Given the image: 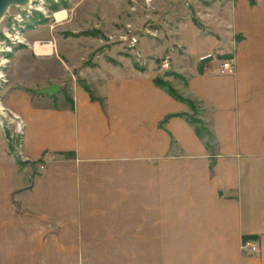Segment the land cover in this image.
Segmentation results:
<instances>
[{
	"label": "crops",
	"instance_id": "1",
	"mask_svg": "<svg viewBox=\"0 0 264 264\" xmlns=\"http://www.w3.org/2000/svg\"><path fill=\"white\" fill-rule=\"evenodd\" d=\"M235 3L216 7L218 32L191 21L172 31L182 54H171L167 66L183 80L175 84L181 96L197 103L205 136L178 116L158 129L164 115L186 107L157 87L151 71L132 67L135 76L128 78L117 62L110 68L115 78L106 84L116 85L117 101L131 98L122 108L98 90L95 97L105 100L101 112L86 90L74 89L71 109H63L53 105L51 94L33 92L45 84L31 80L23 83L29 93L4 95L5 104L24 117L23 150L42 156L44 164L31 173L28 189L13 193L24 187L23 171L8 150L0 162V264H69L63 257L74 256L75 247L61 241L91 233L136 240L133 255L147 256L148 264L160 256H179L178 264H264V40L249 43L241 19L254 11L253 24L260 26L264 2ZM232 25L242 39L228 50L231 73H220L225 58L217 61L216 52ZM192 36H201L196 48L186 41ZM38 44L35 52L52 53L48 43ZM135 84L144 90L142 100ZM1 139L6 142L0 131ZM130 185L127 201L122 196ZM12 201L25 203L24 211ZM127 202L131 217L121 210ZM92 206L100 214L86 218ZM247 239L256 252L240 248Z\"/></svg>",
	"mask_w": 264,
	"mask_h": 264
},
{
	"label": "rangeland",
	"instance_id": "2",
	"mask_svg": "<svg viewBox=\"0 0 264 264\" xmlns=\"http://www.w3.org/2000/svg\"><path fill=\"white\" fill-rule=\"evenodd\" d=\"M236 1L231 0V4L235 6ZM242 1H246L249 6L255 3V0ZM228 2L229 0H30L25 6H8L0 18V60H6L0 65L2 66L0 67L2 74L0 107L3 108L0 110L2 112L0 131L6 139V142L0 140V162L7 159L4 155L9 151L16 162V167L23 171L20 184L24 187L15 189L13 193L28 189L31 173L40 170L41 165L44 164L42 156L32 158L23 150L24 117L15 109L8 107L3 99L10 90L26 91L27 86L23 84L26 81L28 84L31 80L32 83H44V86L56 85L58 90L51 94V102L54 106L61 104L63 109H71L70 102L74 89L86 90L93 99L91 102L97 105L101 112H105L104 98L101 95H97L99 98L95 97V93L102 90L121 108L125 107V99L128 100V105L132 104L131 98H127V95L123 98L119 96L120 101H117L116 85L106 84V79L115 78L110 69L111 64L117 62L120 67L123 66L125 74H129L128 78L135 76V70L151 71L155 75L154 78L161 81L163 87L169 88L176 98L170 96L186 107L185 111L164 115L157 122L158 129L163 131L164 121L169 117L178 116L186 119L192 129L196 127L200 135L205 136L204 133L206 134L208 130L199 119L200 111L197 103L181 96L175 84L180 85L182 78L174 71L172 73L170 65H163L168 64L167 59L171 54H182L181 47L173 43L176 38L172 31L177 29L178 23L191 21L195 27H200L203 31L210 27L218 32L216 28L218 25L215 26V14L220 16L221 11L217 13L216 9H222ZM259 10L257 14L261 25L258 27L253 24L254 11L249 10V13L241 17L245 19L243 28L247 31L249 43L259 38L264 40V6H260ZM61 12L63 15L57 17L56 14ZM223 13H227V10ZM207 24L209 26H206ZM232 30L230 36L227 32L226 38L224 36L220 40L222 52H216L217 61L222 58L228 59V50L242 39L241 32L235 31L233 25ZM200 38L201 36L197 38L192 36L186 38V41L190 47L196 48L200 41L197 39ZM34 43H48L53 51L51 54H39L34 51ZM37 44H34V47ZM56 58L60 60V64ZM183 65L185 67V64ZM163 87L159 88L167 93ZM134 88L140 90L138 98L142 100L144 90L136 84ZM98 90L99 92H96ZM208 142L209 139L207 144L205 143L206 147L212 150L214 146ZM63 156L64 159H69L71 153H65ZM129 188L131 185L122 196L127 201L132 199ZM12 196L13 194L11 198H14ZM18 202L12 201V204L14 209L19 211L26 205L25 203L20 205ZM127 203L129 205L121 210L125 217H131L132 208L130 202ZM92 204L96 203L93 201ZM20 206L24 207L20 208ZM90 210L92 213L86 218L100 214V209L96 206H92ZM83 211L84 209L82 213ZM82 236L84 237L80 239L61 241V245L65 247L71 244L75 247L74 256L63 257L65 261L67 260L66 263L148 264L147 256L133 255L134 251H137L136 245L133 247L136 240L105 239L98 233ZM256 251L257 246L254 252ZM159 258L156 264L180 263L177 261L179 256Z\"/></svg>",
	"mask_w": 264,
	"mask_h": 264
},
{
	"label": "built area",
	"instance_id": "3",
	"mask_svg": "<svg viewBox=\"0 0 264 264\" xmlns=\"http://www.w3.org/2000/svg\"><path fill=\"white\" fill-rule=\"evenodd\" d=\"M18 18L20 19V16H18ZM2 64L0 63V65ZM166 65L167 64H164L163 66H166ZM231 71H232L231 63L229 59H225L220 62V66H219L220 73H231ZM0 110H3V109H0ZM0 114H2L1 111H0ZM17 126L18 128L20 127L18 123H17ZM11 139H13V136H11ZM240 248L248 253H252L256 250V244L252 240L247 239L241 242Z\"/></svg>",
	"mask_w": 264,
	"mask_h": 264
},
{
	"label": "water",
	"instance_id": "4",
	"mask_svg": "<svg viewBox=\"0 0 264 264\" xmlns=\"http://www.w3.org/2000/svg\"><path fill=\"white\" fill-rule=\"evenodd\" d=\"M25 0H0V18L1 15L3 14V12L5 11V9L10 6V5H18L21 4L22 2H24ZM57 90V86L54 84H49L47 86L38 88L33 90V92L35 93H44L47 95L52 94L53 92H55Z\"/></svg>",
	"mask_w": 264,
	"mask_h": 264
},
{
	"label": "trees",
	"instance_id": "5",
	"mask_svg": "<svg viewBox=\"0 0 264 264\" xmlns=\"http://www.w3.org/2000/svg\"><path fill=\"white\" fill-rule=\"evenodd\" d=\"M153 82H154L157 86H159V87H163V84H161L162 82L159 81V80H157L156 78L153 79ZM163 88H165V89L167 90V93H168L169 95H171L172 97L176 98L175 94H173V92H171V90H170L169 88H167L166 86L163 87ZM192 120H193V119H192ZM195 122H197V121H195ZM194 130H195L196 133H200L199 130H198L196 127L194 128Z\"/></svg>",
	"mask_w": 264,
	"mask_h": 264
},
{
	"label": "bare ground",
	"instance_id": "6",
	"mask_svg": "<svg viewBox=\"0 0 264 264\" xmlns=\"http://www.w3.org/2000/svg\"><path fill=\"white\" fill-rule=\"evenodd\" d=\"M30 0H25L24 2H22L21 4H18L20 6H25L26 4H29ZM5 36H9V34H5ZM36 44V43H34ZM39 45V44H38ZM34 46V45H33ZM6 60H0V63H5ZM0 77H2V74L0 73ZM0 109H3L2 107H0Z\"/></svg>",
	"mask_w": 264,
	"mask_h": 264
}]
</instances>
